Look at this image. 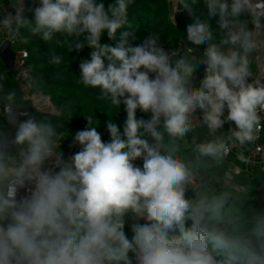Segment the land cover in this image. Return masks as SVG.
<instances>
[{
    "label": "clouds",
    "instance_id": "obj_1",
    "mask_svg": "<svg viewBox=\"0 0 264 264\" xmlns=\"http://www.w3.org/2000/svg\"><path fill=\"white\" fill-rule=\"evenodd\" d=\"M133 3L9 0L0 13L3 43L91 49L79 83L126 112L122 131L106 122L108 142L93 115L72 135L71 118L28 112L0 75V264H264L254 186L224 168L230 155L251 163L244 149L264 132V0H204L206 17L199 0H171V27L181 11L192 17L181 50L156 32L131 44ZM65 135L78 147L67 157Z\"/></svg>",
    "mask_w": 264,
    "mask_h": 264
},
{
    "label": "trees",
    "instance_id": "obj_2",
    "mask_svg": "<svg viewBox=\"0 0 264 264\" xmlns=\"http://www.w3.org/2000/svg\"><path fill=\"white\" fill-rule=\"evenodd\" d=\"M9 0H0V13L4 11L5 5ZM105 6L113 3L114 0H103ZM25 6L33 4V0H24ZM171 0H134L133 5L129 9V20L133 26L130 31L134 32L135 39L129 38V42L133 45L142 42L149 32L159 33L161 36V44L166 48H174L181 50L188 43L186 39V27L192 23V17L186 10L177 13L176 27L170 26L168 21L169 11L171 9ZM197 15L202 17L207 16V8L204 0H199V4L195 9ZM31 18L32 14L27 13ZM213 29L216 28L215 19L211 21ZM5 36L0 33V46L3 43ZM119 39V33L117 34ZM102 44L115 46L116 41L110 40L107 33L101 36ZM204 45L199 47V51H203ZM52 49L57 53H62L64 63L56 66L48 63V56ZM12 51L16 55V68L22 71H27L28 77L14 78L11 80L8 77L7 69L0 59V75L5 79L2 81L5 84L6 90H16L18 99H23L24 109L32 114H36L38 118L47 119L53 124H59L64 120L63 130L74 135L76 131L83 130L87 126L85 116L93 115L94 126H97V131L101 134L102 140L108 142L110 135L106 129V122L111 118L123 130L124 121L126 120V112L123 105L117 112V109L107 100H101L95 95H99L98 88L86 89L79 83L80 69L79 63L83 59H90L91 49L85 47L77 53L75 50L69 53L67 45L58 49L55 42L45 43L39 38L29 39L26 43H12ZM27 53L26 57L24 56ZM20 62L23 66L20 65ZM108 61L105 60L107 65ZM199 75H202V70H199ZM2 90V89H1ZM3 92V90H2ZM41 97L48 99L51 108L40 109L38 104L32 98ZM2 106V105H0ZM37 112L35 111V108ZM137 116L147 118V114L137 112ZM23 119V117L21 118ZM3 118L0 117V123ZM227 127V126H225ZM67 135L61 137L66 139ZM72 141L71 136L62 142L61 149L65 156H70L78 151V147H70ZM257 148L264 150V132L260 133V138L252 145L244 149L245 154L250 156L256 153ZM253 164L247 165L240 163L235 155H230L224 168L230 170L234 174L235 182L254 186L251 196L254 197L252 203L261 212H264V165L253 160ZM137 164L142 166L141 161ZM239 170V173H236ZM221 172L224 169L220 170ZM129 239L133 233L130 228L125 229Z\"/></svg>",
    "mask_w": 264,
    "mask_h": 264
},
{
    "label": "water",
    "instance_id": "obj_3",
    "mask_svg": "<svg viewBox=\"0 0 264 264\" xmlns=\"http://www.w3.org/2000/svg\"><path fill=\"white\" fill-rule=\"evenodd\" d=\"M0 59L2 60L7 69L8 77L12 80L14 78L16 64V55L12 51V43L5 42L1 44Z\"/></svg>",
    "mask_w": 264,
    "mask_h": 264
},
{
    "label": "built area",
    "instance_id": "obj_4",
    "mask_svg": "<svg viewBox=\"0 0 264 264\" xmlns=\"http://www.w3.org/2000/svg\"><path fill=\"white\" fill-rule=\"evenodd\" d=\"M24 56L26 57V55H24ZM16 61H17V59H16ZM15 65H16V64H15ZM20 65L23 66L21 62H20ZM20 77H22V78H24V79L27 78V77H28V73H27V71H22V72L20 73ZM2 95H3V92H2V90L0 89V96H2ZM32 100H33L35 103L38 104V107H39L40 109H49V108L52 107L48 99H43V98H41V97H33ZM43 100L45 101V103H42ZM48 104H49V106H48ZM256 152L262 156V164L264 165V150L261 149V148H257ZM250 161H251V163H249V164H247V165H250V164H253V163H254L253 160L250 159ZM236 173H239V170H236Z\"/></svg>",
    "mask_w": 264,
    "mask_h": 264
},
{
    "label": "crops",
    "instance_id": "obj_5",
    "mask_svg": "<svg viewBox=\"0 0 264 264\" xmlns=\"http://www.w3.org/2000/svg\"><path fill=\"white\" fill-rule=\"evenodd\" d=\"M248 157H249V159L254 160V161L258 162V163H261L262 162V156L260 154H258L257 152L251 154Z\"/></svg>",
    "mask_w": 264,
    "mask_h": 264
},
{
    "label": "rangeland",
    "instance_id": "obj_6",
    "mask_svg": "<svg viewBox=\"0 0 264 264\" xmlns=\"http://www.w3.org/2000/svg\"><path fill=\"white\" fill-rule=\"evenodd\" d=\"M15 72H16V78H17L19 76V74H20V69L16 68ZM42 103H45V101L43 100ZM48 106H49V104H48Z\"/></svg>",
    "mask_w": 264,
    "mask_h": 264
}]
</instances>
